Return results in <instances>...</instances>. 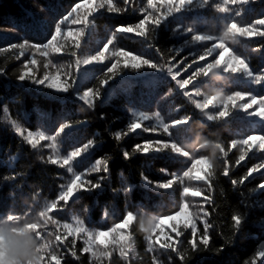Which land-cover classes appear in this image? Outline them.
Instances as JSON below:
<instances>
[{"label": "trees", "instance_id": "obj_1", "mask_svg": "<svg viewBox=\"0 0 264 264\" xmlns=\"http://www.w3.org/2000/svg\"><path fill=\"white\" fill-rule=\"evenodd\" d=\"M76 2L79 58L115 38L83 82L101 89L92 106L74 94V35L12 48L47 44ZM104 4L0 0V264H264V0ZM145 8L142 28L112 33ZM33 55L37 77L18 79ZM189 68L207 115L173 81ZM173 121L186 126L169 141Z\"/></svg>", "mask_w": 264, "mask_h": 264}, {"label": "snow or ice", "instance_id": "obj_2", "mask_svg": "<svg viewBox=\"0 0 264 264\" xmlns=\"http://www.w3.org/2000/svg\"><path fill=\"white\" fill-rule=\"evenodd\" d=\"M147 2V0H146ZM125 3V0H112V5L113 7L110 9L109 6L107 4H104L102 6H97V9L101 8V7H106L108 8L109 11H123V7H121V5ZM128 3H132V0H128ZM80 7H81V2H76L72 9L70 10V12L68 13L67 17L65 19H63L61 21V24L67 25L66 30L62 29L61 26H57L55 29L54 34L51 36L50 40L47 42V44L44 45H29L27 42L22 43L20 45H13L12 48H19L21 50H23L26 46L27 47H32V48H39L43 51H47L49 48H51L53 51H62V47H57V42L59 39L61 38H67V37H71V36H75V40L72 41L73 43V54L79 58V54L77 53V49H80L81 47V38L84 34V27L87 25V21H85L84 16L80 14ZM143 11V17L141 19H139L135 24H130V25H120L119 27H116V29L112 32L113 34L116 33H120V32H132L134 31V27H132V25H139L141 28L143 27V21L145 19V16L147 15V11L148 9L145 8ZM260 21L262 23H264V17H260L259 18ZM79 21V23H77ZM75 30V31H73ZM65 32H67V37H65ZM115 40L114 35H110V38L107 40V42L103 45V47L98 50L97 52H95L94 54H91L90 56L84 58L82 60V62H80L78 60L76 66L78 67L80 63H84V64H89L92 61H100V60H104L106 57V52H105V48H110L111 45H113V41ZM0 51H7L5 50H0ZM22 53V51H21ZM138 54H132L131 57H129V53L127 51H123L119 53V56L122 57H129L131 60V66L133 68H139L141 61L138 60L137 57ZM34 57V55H33ZM18 58V57H17ZM34 58L29 59L26 61V63L23 64V67L21 70H19V76L18 79H25V78H36L37 77V73H36V69H35V65H34ZM116 60L115 57H110L108 59L109 61V65L107 67V73L109 75H111L117 67L120 66V61L116 60L115 63H113V61ZM148 61H144V63H147ZM124 63H128V60H125ZM180 67H183V65H180ZM3 71V68H0V72ZM176 71H179V68L176 69ZM191 71V68H189L188 70H186L184 73H182L177 80H173L175 84H177V86L179 87L178 84V80H183L185 79V77L188 76V72ZM61 78L58 76H50V77H45L43 75H40V78L38 80L39 83H46L48 85V87L53 88V89H57V90H66L69 86V84H65V83H59L58 81ZM109 79L108 77H102L99 81V84H106L108 83ZM184 91H186L187 89H183ZM101 91L99 85H97L94 89H87L84 90L82 93V99L86 102H88V98L90 96H92L94 93L99 94V92ZM89 106H92L90 102H88ZM66 125H62L60 131L63 130V128ZM150 126V125H149ZM186 126V122L183 121H173L172 122V126H171V130L169 128V141L172 140V134L176 133L180 128H183ZM132 127H135V125L133 124ZM123 132V131H121ZM117 135H120V133H118ZM53 137L55 138V135H53ZM45 143H47V141H45ZM94 143V141L89 140L88 141V145ZM77 150H74L71 152L69 157H66L68 160H71V158H73V155L76 153ZM125 156H128V153L125 152L124 153ZM101 160L103 159V157L100 158ZM97 163V160H96ZM85 178L87 177V174H82ZM197 249H198V242H197ZM181 261H183V259H181ZM184 262V261H183Z\"/></svg>", "mask_w": 264, "mask_h": 264}, {"label": "rangeland", "instance_id": "obj_3", "mask_svg": "<svg viewBox=\"0 0 264 264\" xmlns=\"http://www.w3.org/2000/svg\"><path fill=\"white\" fill-rule=\"evenodd\" d=\"M90 55L85 54V55H81L79 58V61L82 62V60L86 57H88ZM98 61H92L89 64H84V63H80L78 68V76H77V80L75 83V97L80 100L81 102H83L84 104L88 105V102H92L91 100V96L88 98V102L85 103V101L82 99V93L84 90H87L88 88H86L85 86H83V82H85L86 80H88L91 76H92V66L95 65ZM177 74H179V72L175 73L173 77H175L174 80H177V78L180 76H178ZM53 76V75H52ZM189 77H185V79L183 80H178V84L180 87V90L186 94L188 96V98L193 102V104L199 108L205 115H207V111H206V107H205V102H204V98L203 96L200 94V89L201 86L194 84L191 85L189 84ZM59 82V81H58ZM60 83V82H59ZM42 85L48 86L46 83H41ZM183 89H187L186 91H184ZM57 90V89H55ZM59 91H63L65 92V90H59ZM12 124L14 125L17 133L22 134V130L21 128L18 127V125L16 124L15 121H12ZM165 223H167V220L164 221Z\"/></svg>", "mask_w": 264, "mask_h": 264}, {"label": "clouds", "instance_id": "obj_4", "mask_svg": "<svg viewBox=\"0 0 264 264\" xmlns=\"http://www.w3.org/2000/svg\"><path fill=\"white\" fill-rule=\"evenodd\" d=\"M237 31L240 32L239 29H237ZM253 33H254V29H251V28H249V29H247V30L241 32L242 35H246V36H251ZM229 67H232V68H233V71L235 70V67H234L232 64H229ZM238 95H239V94H237V96H238ZM233 99H235V97H233ZM209 103H211V101H209ZM221 115H227V113H226V112H222ZM83 147L86 148L87 145H84ZM82 151H83V148L78 149V150L76 151V153L73 155V158H75V157L81 155ZM214 154H215V153H213V155H214ZM201 162H202V161H201ZM130 219H131V217L129 216V220H130ZM31 238H32V240H33L34 243H38V241H36V239H35V234H33V235L31 236ZM23 255H24L25 258H27L29 255H31V253L26 251Z\"/></svg>", "mask_w": 264, "mask_h": 264}]
</instances>
